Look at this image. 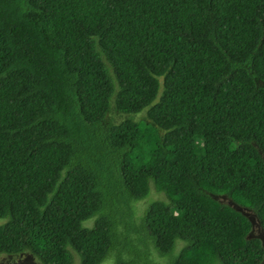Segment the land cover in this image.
<instances>
[{"label":"trees","instance_id":"obj_1","mask_svg":"<svg viewBox=\"0 0 264 264\" xmlns=\"http://www.w3.org/2000/svg\"><path fill=\"white\" fill-rule=\"evenodd\" d=\"M219 196L264 230V0H0V254L264 264Z\"/></svg>","mask_w":264,"mask_h":264},{"label":"rangeland","instance_id":"obj_2","mask_svg":"<svg viewBox=\"0 0 264 264\" xmlns=\"http://www.w3.org/2000/svg\"><path fill=\"white\" fill-rule=\"evenodd\" d=\"M159 195L152 192L149 196V199H156ZM220 201L224 203H228L235 208L239 209L245 215H247L253 223L252 231L249 234V237L259 238L264 246V230L260 227L259 222L256 220L254 214L247 209L241 208L235 205L230 199L225 196L217 197ZM148 199V201H149ZM146 202H141L140 204H144ZM0 264H38L28 253H21L19 255H4L0 254Z\"/></svg>","mask_w":264,"mask_h":264}]
</instances>
